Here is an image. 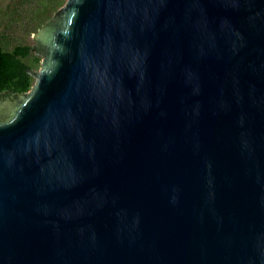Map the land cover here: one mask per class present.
I'll return each instance as SVG.
<instances>
[{"label":"water","instance_id":"95a60500","mask_svg":"<svg viewBox=\"0 0 264 264\" xmlns=\"http://www.w3.org/2000/svg\"><path fill=\"white\" fill-rule=\"evenodd\" d=\"M0 92V264H264V0H67Z\"/></svg>","mask_w":264,"mask_h":264},{"label":"trees","instance_id":"16d2710c","mask_svg":"<svg viewBox=\"0 0 264 264\" xmlns=\"http://www.w3.org/2000/svg\"><path fill=\"white\" fill-rule=\"evenodd\" d=\"M67 0H0V92L26 93L36 79L42 57L30 51L32 34Z\"/></svg>","mask_w":264,"mask_h":264}]
</instances>
